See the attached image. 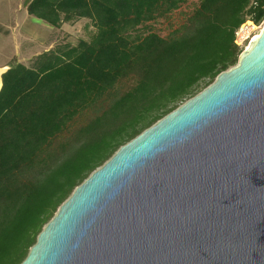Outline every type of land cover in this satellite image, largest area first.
<instances>
[{"label":"trees","instance_id":"trees-1","mask_svg":"<svg viewBox=\"0 0 264 264\" xmlns=\"http://www.w3.org/2000/svg\"><path fill=\"white\" fill-rule=\"evenodd\" d=\"M188 0H30L52 26L89 18L90 40L13 63L0 90V264H20L61 204L122 145L235 66L264 0H199L167 35H133Z\"/></svg>","mask_w":264,"mask_h":264},{"label":"water","instance_id":"water-1","mask_svg":"<svg viewBox=\"0 0 264 264\" xmlns=\"http://www.w3.org/2000/svg\"><path fill=\"white\" fill-rule=\"evenodd\" d=\"M20 264H264V26L78 185Z\"/></svg>","mask_w":264,"mask_h":264},{"label":"rangeland","instance_id":"rangeland-1","mask_svg":"<svg viewBox=\"0 0 264 264\" xmlns=\"http://www.w3.org/2000/svg\"><path fill=\"white\" fill-rule=\"evenodd\" d=\"M29 1L0 0L1 68L10 67L11 64L17 62L31 66L41 53L66 45H77L81 40H90L96 32L89 18H77L64 22L59 27L52 26L27 12L26 6ZM198 2L199 0H188L180 9L168 16L141 25L137 31L133 32V35L145 34L151 30L167 35L182 23ZM263 26L264 21L260 29H256L257 33Z\"/></svg>","mask_w":264,"mask_h":264},{"label":"built area","instance_id":"built-area-1","mask_svg":"<svg viewBox=\"0 0 264 264\" xmlns=\"http://www.w3.org/2000/svg\"><path fill=\"white\" fill-rule=\"evenodd\" d=\"M260 27L261 23L256 24L251 20H246L236 31L235 43L239 46H245L247 42H250L258 34L256 29H260Z\"/></svg>","mask_w":264,"mask_h":264},{"label":"bare ground","instance_id":"bare-ground-1","mask_svg":"<svg viewBox=\"0 0 264 264\" xmlns=\"http://www.w3.org/2000/svg\"><path fill=\"white\" fill-rule=\"evenodd\" d=\"M258 34H259V33H258ZM4 69H5L4 67H2V68L0 67V76H1V73L4 71ZM0 84H1V83H0Z\"/></svg>","mask_w":264,"mask_h":264}]
</instances>
